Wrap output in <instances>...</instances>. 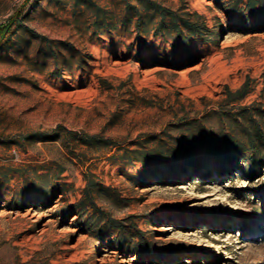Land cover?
<instances>
[{
	"label": "rangeland",
	"instance_id": "obj_1",
	"mask_svg": "<svg viewBox=\"0 0 264 264\" xmlns=\"http://www.w3.org/2000/svg\"><path fill=\"white\" fill-rule=\"evenodd\" d=\"M155 5L200 28H159ZM246 107L264 110L258 7L0 0V264H264V164L210 152L244 141Z\"/></svg>",
	"mask_w": 264,
	"mask_h": 264
},
{
	"label": "trees",
	"instance_id": "obj_2",
	"mask_svg": "<svg viewBox=\"0 0 264 264\" xmlns=\"http://www.w3.org/2000/svg\"><path fill=\"white\" fill-rule=\"evenodd\" d=\"M244 2L246 9L252 14H256V8L264 14V0H235L236 5ZM223 12L231 18V10L224 5L221 7ZM154 12L159 17V28L162 25L171 26L178 35L183 33L185 28L189 34H195L200 28L199 19L201 15L197 12L185 13L186 16L181 17L178 10L155 5ZM20 16V15H19ZM19 17H14L8 26L2 30V41H5L10 35L12 27L15 25ZM179 18L181 23H179ZM247 84H244L234 93H229L232 101H238L245 98L248 94ZM237 120L243 121L241 135L243 140H230L220 149H211V154L214 156V161L222 166L230 167L237 161L235 158L236 152L242 150V158L248 163L247 172L251 177L260 173L259 166L264 164V110L252 109L249 107L242 108L238 111ZM203 147L202 149H205ZM249 153V155H247ZM195 165V164H194ZM195 167V166H194ZM187 245L188 243H184Z\"/></svg>",
	"mask_w": 264,
	"mask_h": 264
},
{
	"label": "bare ground",
	"instance_id": "obj_3",
	"mask_svg": "<svg viewBox=\"0 0 264 264\" xmlns=\"http://www.w3.org/2000/svg\"><path fill=\"white\" fill-rule=\"evenodd\" d=\"M220 16H222V14H220ZM196 235V232H195V230H193V229H190V230H187V231H185L184 232V236H187V238L186 239H184V242H190V240L193 238V236H195Z\"/></svg>",
	"mask_w": 264,
	"mask_h": 264
}]
</instances>
